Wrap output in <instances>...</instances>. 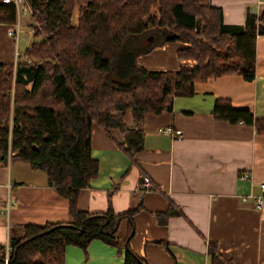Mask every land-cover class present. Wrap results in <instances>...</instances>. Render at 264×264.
I'll use <instances>...</instances> for the list:
<instances>
[{"label":"trees","instance_id":"16d2710c","mask_svg":"<svg viewBox=\"0 0 264 264\" xmlns=\"http://www.w3.org/2000/svg\"><path fill=\"white\" fill-rule=\"evenodd\" d=\"M34 21L33 43L14 64L0 63V164L11 161L42 171L48 186L68 203L66 223L20 227L9 240L8 264H61L65 249H86L93 241L117 243L122 220L133 234L134 212L116 215L111 209L89 214L78 208L79 192L98 177L91 158V128L119 130V149L135 163L143 135L138 128L149 113H170L177 98L194 95L195 84L224 76L255 80V42L264 36L263 10L247 14L243 26L223 24L211 0H92L79 10L72 26L74 0H23ZM17 21L13 4L0 0V25ZM148 31L160 45L183 43L177 52L193 60L192 70L148 72L136 58L154 46L132 49ZM134 46V47H135ZM130 112L133 128L123 119ZM216 120L254 126L264 134V120L216 100ZM210 264H229L210 243ZM5 247L0 245V264ZM124 264H146L125 246Z\"/></svg>","mask_w":264,"mask_h":264},{"label":"crops","instance_id":"0c3cea01","mask_svg":"<svg viewBox=\"0 0 264 264\" xmlns=\"http://www.w3.org/2000/svg\"><path fill=\"white\" fill-rule=\"evenodd\" d=\"M91 1L74 0L72 26L78 24L79 10ZM259 2L211 0V5L221 10L224 25L243 26L247 14L263 10ZM21 13L20 30L29 35L28 48L34 21L27 5ZM9 27L0 25V63L15 65ZM136 41L144 50L155 45L149 54L136 58L145 71L177 72L197 66L177 57L187 44L160 45L154 36ZM255 59L254 81L240 76L209 79L195 84L192 97L175 99L172 112L147 114L138 128L143 141L134 164L119 149L124 143L119 130L92 125L91 158L97 161L99 174L79 192L77 206L89 214L109 209L116 215L134 212L133 234L128 238L129 222L122 220L116 245L96 240L86 249L68 246L61 264H124L126 245L146 264H210V243L217 244L229 264H264V202L257 211L253 201H242L258 194L264 183V134L254 126L211 115L216 100H228L234 109L264 120V36L256 39ZM123 122L133 128L130 112ZM143 177L151 183L149 190L141 187ZM70 220L67 201L48 186L45 173L22 162L0 164L1 246L20 237L22 226Z\"/></svg>","mask_w":264,"mask_h":264},{"label":"built area","instance_id":"2783aa9c","mask_svg":"<svg viewBox=\"0 0 264 264\" xmlns=\"http://www.w3.org/2000/svg\"><path fill=\"white\" fill-rule=\"evenodd\" d=\"M4 4H13L16 7L17 10V21L14 25H12L11 27H9V29L7 30V35L13 39L16 40V42L19 39V36L21 34V30H20V17H21V9H23L25 2L23 0H3ZM259 5L262 7L263 9V2H259ZM261 11L257 10L255 12H253V15L258 16L260 14ZM23 55H19L18 53H16V60L18 58H22ZM167 133H171L174 137H177L179 134L177 132H173L172 130H167ZM248 175H245L244 178H248ZM141 187L144 190H149L151 187V183L149 181L148 178L143 177L142 178V182H141ZM259 188V193L258 194H251L248 197L242 198V201H246L251 200L253 201V204L255 205V209L257 211H261L263 209V202H264V183L260 184L258 186ZM9 246H6L5 248V259L3 264H8V253H9Z\"/></svg>","mask_w":264,"mask_h":264},{"label":"rangeland","instance_id":"374dc122","mask_svg":"<svg viewBox=\"0 0 264 264\" xmlns=\"http://www.w3.org/2000/svg\"><path fill=\"white\" fill-rule=\"evenodd\" d=\"M27 25V23H26ZM29 26V25H28ZM5 30V29H4ZM25 32L29 31V29H24ZM5 33H6V30H5ZM152 34V31H148L146 34H144L142 36V40H144V38H148L150 37ZM10 40H11V43H12V47H13V52L15 54V58H16V53H18L19 55H23L26 51V46H27V42L30 40L29 38V35L27 33H22L20 34L19 36V39L18 41L16 42L15 39L11 38V37H8ZM156 39H160V37L156 36ZM32 41V40H31ZM132 49H136V48H139L140 45H136L134 44V46L130 45ZM20 59V58H18ZM18 59L16 60L18 62ZM8 162L10 161V159L7 160Z\"/></svg>","mask_w":264,"mask_h":264}]
</instances>
